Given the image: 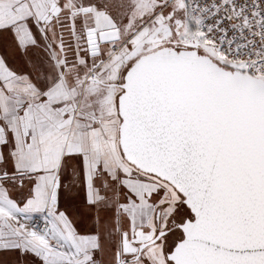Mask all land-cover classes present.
Wrapping results in <instances>:
<instances>
[{"label":"snow or ice","instance_id":"obj_1","mask_svg":"<svg viewBox=\"0 0 264 264\" xmlns=\"http://www.w3.org/2000/svg\"><path fill=\"white\" fill-rule=\"evenodd\" d=\"M0 264H264V0H0Z\"/></svg>","mask_w":264,"mask_h":264}]
</instances>
